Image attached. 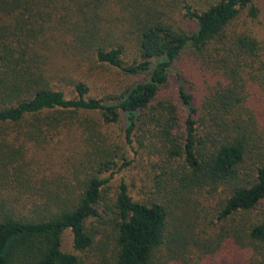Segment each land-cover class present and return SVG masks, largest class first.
I'll list each match as a JSON object with an SVG mask.
<instances>
[{
	"label": "trees",
	"instance_id": "1",
	"mask_svg": "<svg viewBox=\"0 0 264 264\" xmlns=\"http://www.w3.org/2000/svg\"><path fill=\"white\" fill-rule=\"evenodd\" d=\"M261 12L258 0H0V264H264ZM97 64L136 79L94 94L70 66ZM73 123L71 175L39 177L26 142ZM136 162L152 179L139 199L136 182L110 184ZM199 194L215 198L212 217Z\"/></svg>",
	"mask_w": 264,
	"mask_h": 264
},
{
	"label": "rangeland",
	"instance_id": "2",
	"mask_svg": "<svg viewBox=\"0 0 264 264\" xmlns=\"http://www.w3.org/2000/svg\"><path fill=\"white\" fill-rule=\"evenodd\" d=\"M258 2L262 12L259 18L250 24H252L253 27L256 28L257 32H260V36L264 38V0H258ZM179 19L180 23L186 29H191L195 25L194 20L190 18H184L180 16ZM70 68H72L73 73L77 72L74 74H79L88 80L93 88L94 94L102 95L108 92H120L129 82L136 79V77L132 78L126 76L116 68H113L107 64H97L90 71L88 70L87 65L79 69H76L74 66H70ZM93 115L97 116L96 114ZM79 116H81L83 119L87 116V113H80ZM122 125L109 126L108 131L112 136V140L114 138L120 139L119 135L121 134ZM78 130L77 123H73L68 126H63L53 135L52 138H50V142H48L46 145H39L35 142H26L23 149L25 153L24 156L26 157V160L32 161L31 166L35 168L39 177H51L58 174L69 173L68 169L70 170V162H67V160H69V158L82 157L83 155V149L81 148V145L77 144L79 143L77 138L81 132ZM20 142L24 141H17V145H20ZM132 154L130 152L129 155L132 156ZM70 175L71 174L69 173L67 176ZM123 178H125L131 184L136 182L137 186H141L140 191L138 187L132 189V194L136 198L139 199L140 197L150 196V191L152 190V179L147 177L146 168L141 167V165H139L137 162L132 164L128 169L116 172L110 183L111 186L117 187ZM195 199H197V209L199 211L202 210L203 215L207 214L208 216L212 217L214 214V207L216 206L214 201L215 198L209 196L208 194H199L195 195ZM63 248L66 251H75L73 248L72 234L70 231H67L64 234ZM77 253L81 254L80 252ZM82 256L84 260L83 264H89L93 262L94 257L86 256L85 254H82Z\"/></svg>",
	"mask_w": 264,
	"mask_h": 264
}]
</instances>
